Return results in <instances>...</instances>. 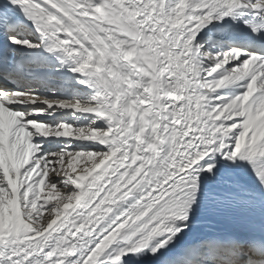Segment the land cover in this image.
Listing matches in <instances>:
<instances>
[{"label": "snow or ice", "instance_id": "obj_1", "mask_svg": "<svg viewBox=\"0 0 264 264\" xmlns=\"http://www.w3.org/2000/svg\"><path fill=\"white\" fill-rule=\"evenodd\" d=\"M0 264H264V0H0Z\"/></svg>", "mask_w": 264, "mask_h": 264}, {"label": "rangeland", "instance_id": "obj_2", "mask_svg": "<svg viewBox=\"0 0 264 264\" xmlns=\"http://www.w3.org/2000/svg\"><path fill=\"white\" fill-rule=\"evenodd\" d=\"M78 166H79V168L82 167V166H83V161L79 162V163H78ZM47 191H48V190H47ZM47 191H46V187H45V193H47ZM54 202H55V201H52V202H50V203H54ZM46 214H47V212L44 213V215H46Z\"/></svg>", "mask_w": 264, "mask_h": 264}, {"label": "bare ground", "instance_id": "obj_3", "mask_svg": "<svg viewBox=\"0 0 264 264\" xmlns=\"http://www.w3.org/2000/svg\"><path fill=\"white\" fill-rule=\"evenodd\" d=\"M78 168H79V166H78ZM48 189H47V187H46V191H47ZM47 215V214H46Z\"/></svg>", "mask_w": 264, "mask_h": 264}]
</instances>
